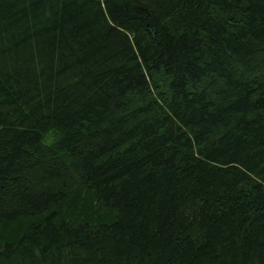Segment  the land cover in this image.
Listing matches in <instances>:
<instances>
[{
  "label": "trees",
  "instance_id": "16d2710c",
  "mask_svg": "<svg viewBox=\"0 0 264 264\" xmlns=\"http://www.w3.org/2000/svg\"><path fill=\"white\" fill-rule=\"evenodd\" d=\"M0 264H264V0H0Z\"/></svg>",
  "mask_w": 264,
  "mask_h": 264
}]
</instances>
